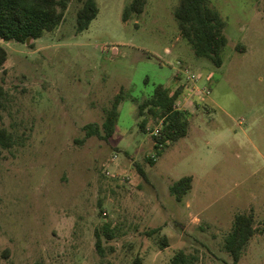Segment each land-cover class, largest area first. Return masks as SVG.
Wrapping results in <instances>:
<instances>
[{
    "label": "rangeland",
    "instance_id": "obj_1",
    "mask_svg": "<svg viewBox=\"0 0 264 264\" xmlns=\"http://www.w3.org/2000/svg\"><path fill=\"white\" fill-rule=\"evenodd\" d=\"M86 1L71 0L37 41L0 39L3 122L17 139L0 157L3 264H168L180 251L232 264L225 240L239 214L257 230L240 264H264V0H209L225 22L222 67L182 36L180 0H146L128 21L133 0H95L98 16L77 33ZM159 85L182 91L190 127L158 157L161 122L139 112ZM119 93L114 136L87 138ZM186 176L192 189L179 201L171 187Z\"/></svg>",
    "mask_w": 264,
    "mask_h": 264
},
{
    "label": "trees",
    "instance_id": "obj_2",
    "mask_svg": "<svg viewBox=\"0 0 264 264\" xmlns=\"http://www.w3.org/2000/svg\"><path fill=\"white\" fill-rule=\"evenodd\" d=\"M71 0H0V39L6 42L29 44L41 39L47 32L56 30L65 19V12ZM146 0H133L126 7L124 21H128L133 12L142 14ZM99 14V7L95 0H87L77 15V33L87 30L92 21ZM175 18L179 22L182 36L192 45L194 53L199 58L211 61L215 66L222 67L223 51L228 41L224 34L225 22L220 13L209 5V0H180L175 11ZM33 47V44H30ZM8 60V52L0 43V70ZM181 90L172 93L164 85L156 87L154 95L140 104V117H144L146 110L153 114L157 124L161 122L160 134L154 136L155 149L158 157L163 154V147L169 143H176L189 133V113L177 108L176 103ZM7 92L0 84V157L5 151L17 145L15 135L4 125L3 110L7 105ZM124 100L119 93L109 110L102 127L90 124L86 127L87 138L98 136L103 140H110L119 121V107ZM140 129L145 132L147 120L140 123ZM154 165L156 160L150 159ZM140 174L147 179L146 171L137 164ZM193 178L186 176L175 182L171 193L181 201L192 189ZM156 231V230H155ZM257 230L254 219L250 215L236 216L233 229L225 240V249L233 259L232 264H240L251 239ZM97 249L103 255L102 236L96 232ZM112 239V235L108 234ZM10 250L0 254V264L9 259ZM196 259L183 251L178 252L168 264H195ZM141 262H138L140 264Z\"/></svg>",
    "mask_w": 264,
    "mask_h": 264
},
{
    "label": "built area",
    "instance_id": "obj_3",
    "mask_svg": "<svg viewBox=\"0 0 264 264\" xmlns=\"http://www.w3.org/2000/svg\"><path fill=\"white\" fill-rule=\"evenodd\" d=\"M203 94L209 95L210 91L209 90H205V91H203ZM154 131H155L154 135H159L160 134V130L159 129H156Z\"/></svg>",
    "mask_w": 264,
    "mask_h": 264
}]
</instances>
